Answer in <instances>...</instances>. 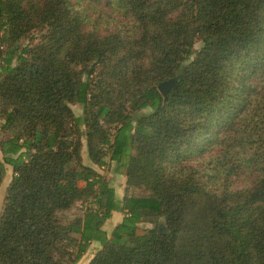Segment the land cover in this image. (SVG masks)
I'll list each match as a JSON object with an SVG mask.
<instances>
[{"label": "trees", "instance_id": "trees-1", "mask_svg": "<svg viewBox=\"0 0 264 264\" xmlns=\"http://www.w3.org/2000/svg\"><path fill=\"white\" fill-rule=\"evenodd\" d=\"M118 2L132 29L98 38L70 0H0V264H74L94 245L88 264H264V0Z\"/></svg>", "mask_w": 264, "mask_h": 264}, {"label": "rangeland", "instance_id": "rangeland-1", "mask_svg": "<svg viewBox=\"0 0 264 264\" xmlns=\"http://www.w3.org/2000/svg\"><path fill=\"white\" fill-rule=\"evenodd\" d=\"M73 4V9L83 17L84 23L82 29L90 30L91 33H95V36L98 38L104 37L110 33H120L128 34L129 28L132 29L133 20L127 14V10L124 8L122 4H119L118 0H70ZM44 32H37L33 31L30 36L18 42L19 47H23L28 45L30 48L38 45L41 35ZM202 46L201 41H197L195 47L198 49ZM176 77H180L181 79V72L177 73ZM174 77V78H176ZM172 79V78H171ZM167 81V80H166ZM72 111L75 115L80 116L83 113V106L78 104L71 106ZM150 110L141 111L138 114L139 116H143L149 113ZM82 133H84V128L82 127ZM4 137L0 133V139ZM82 141H85V137H81ZM86 155L85 160L83 162L85 164H89V159L87 156V152L85 149L83 150ZM213 155L222 156V152L220 150H215ZM1 160V154H0ZM233 167V171L236 172V175L232 177L231 181L233 186L237 189H244L252 184V175L250 170L246 169L244 166L239 164V162L231 163ZM115 163H110L109 166L102 170V174L105 179L109 180V183L112 187H114L115 195L119 197L118 199L121 200L124 195V188H125V176L123 174H119L115 172ZM5 178L3 183L0 187V212L2 210L3 205V196L5 193V189L9 184L12 175V168L5 164ZM79 185L82 183L79 182ZM121 219V214L119 212H113L112 216L104 223L103 228L107 232V235H110L114 227L117 225L119 220ZM156 228L159 232L165 231L164 226V218L159 219L158 224H144L142 223L139 228L140 230L144 228ZM101 249V247L96 245L88 247L86 253L79 260L77 263L74 264H88L91 259L97 254V252Z\"/></svg>", "mask_w": 264, "mask_h": 264}, {"label": "water", "instance_id": "water-1", "mask_svg": "<svg viewBox=\"0 0 264 264\" xmlns=\"http://www.w3.org/2000/svg\"><path fill=\"white\" fill-rule=\"evenodd\" d=\"M180 82V77L172 78L167 81H163L160 83L157 87L159 93L166 98L167 93L171 91L172 89L176 88L178 83Z\"/></svg>", "mask_w": 264, "mask_h": 264}, {"label": "crops", "instance_id": "crops-1", "mask_svg": "<svg viewBox=\"0 0 264 264\" xmlns=\"http://www.w3.org/2000/svg\"><path fill=\"white\" fill-rule=\"evenodd\" d=\"M84 154H85V153L83 152V159L85 160V158H86V155H84ZM84 157H85V158H84ZM89 162H90V161H89ZM84 164H85V163H84ZM86 165H88V166H89V165H90V163H89V164H86ZM113 188H114V187H113ZM116 198L118 199L119 197H117V196H116ZM119 221H120V220H119ZM118 223H119V222H118ZM118 223H117V224H118ZM90 247H91V246H90Z\"/></svg>", "mask_w": 264, "mask_h": 264}]
</instances>
